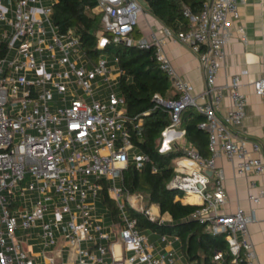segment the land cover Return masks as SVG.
Listing matches in <instances>:
<instances>
[{
    "label": "built area",
    "instance_id": "built-area-1",
    "mask_svg": "<svg viewBox=\"0 0 264 264\" xmlns=\"http://www.w3.org/2000/svg\"><path fill=\"white\" fill-rule=\"evenodd\" d=\"M244 1L205 0L199 13L185 7L187 28L149 25L138 39L132 34L149 15L138 0H97L87 8L100 12L102 30L114 42L154 47L157 62L172 79L177 98L155 95L172 118L162 151L171 147L165 138L178 129L185 107L193 106L205 117L200 128L208 132L210 155L187 145L170 182L183 192L178 199L198 205L192 218L225 237L227 251L205 263L184 260L177 234L160 232L163 248L151 244L129 212L140 210L161 223L172 219L144 193H132L121 183L130 161L141 167L149 157L135 151L129 130L140 129L141 120L125 113V97L114 90L121 73L116 58L113 65L103 56L87 60L74 31L60 32L53 22L51 0H0V264H260L249 238L255 213L241 206L233 213L223 211L229 195L225 169L216 161L222 155L238 174L264 173L262 144L247 139L239 127L247 95L238 74L227 85L231 106L219 113L224 94L217 75L233 36L231 21L239 19ZM238 27L246 41L245 28ZM104 31L99 33L101 45L109 42ZM168 38L186 43L203 61L207 88L201 93L171 62ZM100 76L111 89L107 100L93 93V80ZM254 90L264 95V66ZM104 189L114 201L111 224L105 220L112 209L104 204ZM190 195L198 200H187ZM263 197L264 188L249 193L254 203ZM100 208L107 212L100 215Z\"/></svg>",
    "mask_w": 264,
    "mask_h": 264
},
{
    "label": "trees",
    "instance_id": "trees-1",
    "mask_svg": "<svg viewBox=\"0 0 264 264\" xmlns=\"http://www.w3.org/2000/svg\"><path fill=\"white\" fill-rule=\"evenodd\" d=\"M147 10L155 16L162 25L180 31L187 28L189 19L184 8L189 7L199 13L205 0H144ZM51 18L60 32L69 28L79 38L80 47L87 60L97 62L101 51L113 52L116 62L121 68L118 75V89L125 97V113L132 120H141V128L131 129L135 151L146 154L149 159L144 165L129 162L123 170L121 183L132 193L142 192L150 204H158L162 214L172 216L170 222L161 223L151 220L140 210L130 208V214L137 217L139 226L144 230L162 233L177 234L180 237L178 245L185 257L197 258L209 263L213 254L218 251H227L228 245L224 235H214L205 226L192 218V211L198 206L196 203H184L176 195H182L181 190L172 188L170 182L176 173L177 157L185 155L184 148L175 145L168 150H161L164 132L172 122L171 112L164 104L157 101L156 94L165 100L177 98L173 81L155 58L154 47L143 49L137 45L124 41L114 42L112 35L102 30L100 12L92 13L87 8L95 7L97 0H51ZM109 37V42L101 45L99 33ZM143 36V29L135 28L134 38ZM181 123L178 127L184 130V136L190 145L194 146L202 155L209 156L208 132L200 128L205 119L193 106H187L182 111ZM104 204L112 209L115 215L114 201L109 198L104 189ZM227 257L229 255L227 254Z\"/></svg>",
    "mask_w": 264,
    "mask_h": 264
},
{
    "label": "crops",
    "instance_id": "crops-1",
    "mask_svg": "<svg viewBox=\"0 0 264 264\" xmlns=\"http://www.w3.org/2000/svg\"><path fill=\"white\" fill-rule=\"evenodd\" d=\"M239 19L233 18L231 29L233 36L226 47V55L220 65L217 75V84L222 86L224 98L219 109L220 114H225L231 106V97L227 85L233 76L241 77V90L247 95L245 106L246 115L240 124L243 135L250 141L262 144V157L264 160V95L254 90V82L262 77L264 66V0H245L240 5ZM153 28L160 30L161 22L153 16ZM238 26H243L246 32V41L238 31ZM166 52L176 67L178 73L189 79L195 86L196 93L207 88L204 63L199 55L186 43L172 38L166 40ZM165 141L171 146L178 145L185 148L190 145L180 129L171 130ZM217 163L225 169L226 189L229 195L223 211L233 213L241 206L245 211L255 213V220L249 227V238L255 246L260 264H264V197L254 203L249 199V193L257 192L264 188V173L238 174L234 165L225 156L216 159ZM177 164V158L174 160ZM256 182L257 186L251 188ZM184 202V201H183ZM196 203V202H192ZM155 208L160 209L155 203ZM165 217L171 218L169 213Z\"/></svg>",
    "mask_w": 264,
    "mask_h": 264
},
{
    "label": "rangeland",
    "instance_id": "rangeland-1",
    "mask_svg": "<svg viewBox=\"0 0 264 264\" xmlns=\"http://www.w3.org/2000/svg\"><path fill=\"white\" fill-rule=\"evenodd\" d=\"M138 1L142 4V7L144 8V10L148 12L147 5H146L145 1L144 0H138ZM153 18H154L153 15L149 12V15L145 19H142L140 25L137 26V28L143 29V36H145V34L148 32L149 25L153 24L152 23L154 20ZM101 56L108 59V61H109L108 64H112V65L115 64V62H114L115 55L113 52H108V51L103 50V51H101ZM114 73H117V70L114 71ZM93 81H94L93 93H94L95 97L98 99L107 100L108 94L111 90L109 83L107 81H105L104 77H102V76L95 78ZM113 84H114V90L116 92H118L119 89H118L117 82L114 81ZM170 145L171 144L169 143L168 146H170ZM104 211L107 212L106 210H103L100 208L99 214L102 215L104 213ZM106 214H107L106 218H105L106 223L111 224L112 220H113V214H111V213H106ZM145 232L147 235L150 236L149 242L151 244H154V245L158 246L159 248L164 247L165 243L160 239V232L154 233L152 230H149V229L148 230L146 229ZM179 248L181 249L180 246H179ZM180 252H182V251H180ZM184 260H186V257H184Z\"/></svg>",
    "mask_w": 264,
    "mask_h": 264
},
{
    "label": "bare ground",
    "instance_id": "bare-ground-1",
    "mask_svg": "<svg viewBox=\"0 0 264 264\" xmlns=\"http://www.w3.org/2000/svg\"><path fill=\"white\" fill-rule=\"evenodd\" d=\"M188 199L195 200L196 201V200H198V196H196V195H190V196L187 197V200Z\"/></svg>",
    "mask_w": 264,
    "mask_h": 264
},
{
    "label": "water",
    "instance_id": "water-1",
    "mask_svg": "<svg viewBox=\"0 0 264 264\" xmlns=\"http://www.w3.org/2000/svg\"><path fill=\"white\" fill-rule=\"evenodd\" d=\"M172 188H174V187H172ZM176 189V188H175Z\"/></svg>",
    "mask_w": 264,
    "mask_h": 264
}]
</instances>
